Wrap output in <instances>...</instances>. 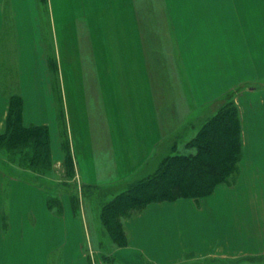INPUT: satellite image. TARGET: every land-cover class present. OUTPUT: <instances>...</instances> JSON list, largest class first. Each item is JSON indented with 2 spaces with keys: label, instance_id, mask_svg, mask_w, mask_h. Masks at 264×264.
<instances>
[{
  "label": "crops",
  "instance_id": "1",
  "mask_svg": "<svg viewBox=\"0 0 264 264\" xmlns=\"http://www.w3.org/2000/svg\"><path fill=\"white\" fill-rule=\"evenodd\" d=\"M44 3L48 9L41 8ZM263 3L0 0V57L10 66L5 86L0 84V134L6 130L10 106L7 87L16 82L24 125L49 129L57 175L64 173L65 136L74 162L73 181L79 187L114 188L142 175L155 151L183 127L171 123L170 103V120L165 121L160 79L153 78L149 65L150 57L171 63L169 39L162 41V51L158 49L161 35L166 39L171 34V24L195 107L235 92L244 143L234 184L221 183L199 199L150 203L124 220L128 244L114 243L110 260L96 258L86 249L81 213L85 197L80 196L75 215L68 201L71 193H65L60 186L63 178L57 175L49 180L29 170L14 169L19 173L15 175L0 169V198L7 187L10 226L32 225L31 215L35 226H41L43 218L48 224H61L60 243L46 246L43 255L48 259V253H62L63 264H227L245 255L264 257ZM157 17L170 19L169 30L158 24ZM168 71L171 81L170 66ZM167 85L164 95L171 98L169 81ZM61 107L65 123L59 118ZM50 194L59 196L60 215L49 211ZM67 222L75 224L73 232L67 227L65 231ZM71 242L78 243V251L68 246Z\"/></svg>",
  "mask_w": 264,
  "mask_h": 264
},
{
  "label": "trees",
  "instance_id": "2",
  "mask_svg": "<svg viewBox=\"0 0 264 264\" xmlns=\"http://www.w3.org/2000/svg\"><path fill=\"white\" fill-rule=\"evenodd\" d=\"M224 96L227 97L217 112L208 117L198 134L189 142V147L196 150H191L187 154L167 156L156 171L138 180L127 190L116 193V196L103 206L101 215L104 225L116 245L128 244L124 220L150 203L180 198L199 199L211 195L219 184H228L230 176L239 172L244 155L242 117L234 92ZM9 101L6 130L0 134V151H7L8 159L16 162L21 170H29L38 176H47L54 169L48 127L24 125L21 94L10 93ZM62 108H59V118L65 123V112ZM63 149L68 176L63 178L60 186L65 189V193L68 191L78 200V186L71 182L75 168L66 137L63 139ZM99 188L82 185L79 190L83 196L94 191L92 193L94 196L99 193ZM57 203L59 202L56 197L49 195L48 208L60 215L62 207L56 209ZM246 261L254 262L255 257H250Z\"/></svg>",
  "mask_w": 264,
  "mask_h": 264
},
{
  "label": "rangeland",
  "instance_id": "3",
  "mask_svg": "<svg viewBox=\"0 0 264 264\" xmlns=\"http://www.w3.org/2000/svg\"><path fill=\"white\" fill-rule=\"evenodd\" d=\"M264 6V3H263ZM48 5L46 3L41 4V8L45 10V8ZM47 22V19H45ZM170 19H167L165 17H157L156 21L159 22L158 24L163 27V29H168L169 21ZM49 22V18H48ZM172 23V22H171ZM49 25V24H48ZM169 30V29H168ZM161 35V34H160ZM166 35V34H165ZM48 36H50L48 34ZM163 37L159 39L158 49L162 51L161 49V43L164 40L165 42L169 39V49H166L167 52L171 54V63L166 64L165 59L159 58H149V65H150V71L153 75V78H159L160 79V89L162 95L160 96L161 102H160V108L161 111H166L165 121H169L170 117L168 116V106L169 103L171 105V109L169 110L171 112V123H174L175 125H182L183 127L178 129L175 133V136L177 139H175L174 135H171V139L167 140L162 147L159 148L158 151H155V153L152 156V159L149 161V163L146 165V168L144 169L142 175L140 176H134L130 179H125L120 184H117L114 188L105 187V188H99V193L93 196L94 191H90L87 193V196H83L80 194L79 190V184L76 180L71 181L73 184H77V188L79 191V197L78 200L75 199L73 196L69 198V203L73 206V211L75 215H77L79 212V199L80 196L85 197L82 208V212H84L83 217V224L84 226V233H85V242L87 250L94 251V255L96 258H100L101 260L105 259H111L110 251H112V248L114 246V241L111 237V234L107 227L104 225V220L102 218V210L103 206L107 203H109L114 196H116V192H121L123 190H127L128 188L134 186V184L147 176V173L150 172L152 174L154 171L157 170L158 166L163 162V160L169 156L174 154H187L191 150L189 147V142L198 134L199 130L201 129L202 125L208 120V117L214 115L218 108H220L221 103L224 101V99L227 96L221 97L219 100L215 101L214 103L210 104L209 106H204L202 108L195 107V104L193 103L192 98L189 97V85L187 81L185 80V69H183L182 65V59L180 57L179 53V40L174 34L172 24H171V34L166 35V39L163 35ZM149 35H145V39L148 41ZM151 40V38H150ZM155 41L158 42V40L155 39ZM150 45V44H149ZM159 51V52H160ZM147 53L149 55H153V51L151 49H148L147 46ZM153 57V56H152ZM164 59V60H163ZM160 62V67L158 70V65ZM169 66L171 68V81L170 78V71ZM10 68V66H6L5 61L0 57V73H1V80L0 84L1 86H5L4 77L7 74V70ZM167 81L171 84V98L167 97V94L164 91L165 88L169 89V85H167ZM165 87H164V83ZM258 84L262 85L263 83L259 82ZM256 85L255 86H260ZM7 91L9 93H18V87L16 82L11 83V86L8 85ZM235 97V92H234ZM238 104V103H237ZM239 106V105H238ZM240 109V107H239ZM241 112V109H240ZM242 117V115H241ZM172 132V131H171ZM66 137V136H65ZM64 137V138H65ZM175 139V140H174ZM176 147V149H174ZM71 152V151H70ZM195 152V151H194ZM72 157V154H71ZM18 168V169H17ZM0 169L4 170L6 173L10 174H19L14 171V169H17L20 171L21 168L18 167V164L16 162H12L10 159H8V153L5 150L0 151ZM3 171V172H4ZM22 172V171H20ZM22 175V174H21ZM52 175H57L54 173V171L47 176H49V180L52 179ZM149 175V174H148ZM25 176V174H24ZM60 178H64L67 175V171L64 164V173H59L57 175ZM238 173L232 174L229 178L228 185H232L237 181ZM39 178V177H36ZM32 179V177L30 178ZM226 184V183H225ZM47 185H49V182L47 181ZM81 189V188H80ZM8 188H5V191L3 190L2 198L1 199V210H0V264H45L48 262L49 264H63V255L55 254L54 252L52 254L48 253V259H45L44 257V251L46 250V246H56V244L60 243L61 239V232L62 226L61 224L56 225V223L53 224L52 221L49 222L43 218V221H41V226L37 225L35 226V218L33 215H31V218L29 219V222H32V225L25 226V225H13L10 226V208H9V200L7 199L8 195ZM116 191V192H115ZM53 197H56V200H58L59 203H57L56 209L59 210V207H62V203L59 200V196L50 194ZM194 199V198H193ZM196 201V200H195ZM20 207V206H19ZM50 211V209H49ZM51 213L55 214L54 212L50 211ZM22 213V210H18V215ZM57 215V214H55ZM77 221V220H76ZM88 221V222H87ZM73 226L75 227L74 223H68L67 226L65 225V231L66 227L69 229V231H72ZM11 227V230H10ZM24 231L26 233H24ZM73 232V231H72ZM53 234L52 240L50 242H46V236ZM55 240V241H54ZM83 243L81 242L79 246L82 248ZM68 246L72 249H75L78 251L79 247L78 243H68ZM60 248V247H59ZM90 250V251H91ZM62 251V248L59 250ZM251 256H241L235 259H230L227 261V264H264V257L263 256H254L255 261L254 262H248V258ZM107 258V259H106ZM210 262H206L205 264H209ZM203 264V263H201Z\"/></svg>",
  "mask_w": 264,
  "mask_h": 264
}]
</instances>
